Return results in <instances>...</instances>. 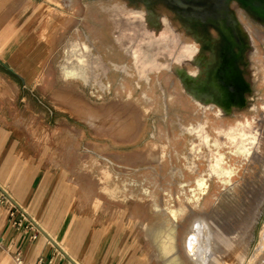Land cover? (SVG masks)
<instances>
[{"label": "rangeland", "instance_id": "obj_1", "mask_svg": "<svg viewBox=\"0 0 264 264\" xmlns=\"http://www.w3.org/2000/svg\"><path fill=\"white\" fill-rule=\"evenodd\" d=\"M87 1V9L79 15L75 10L81 6L78 0H34V7L30 6L23 14L20 13L22 10L12 14L13 19L7 25L10 28L0 30V72L5 76L3 85L14 97L12 109L4 110L3 116L20 124L26 123L25 129L34 135V141L28 142L27 148L48 151L49 154L45 155H50L53 165L64 169L68 182L81 184L84 203L81 208L85 214L99 212L131 222L133 239L146 264L156 262L150 245L142 237L140 221L148 214L153 215L156 205H159L165 222L169 224L176 220L182 233L191 214L190 208L196 211L207 209L228 187L235 188L240 194L245 184L253 185L257 189L253 197L247 196L249 212L239 224V235L234 239L230 229L222 230L216 226L217 243L206 248L204 264H256L264 242V171L253 155L255 150L264 155V25L244 13V19H250L259 31L258 35L252 34L251 44L245 39L248 45L242 50L241 58L248 53L247 63L244 66L238 62L239 77L232 76L239 90L234 92H239L237 99L241 104L227 107L220 104L225 109L222 122L249 119L252 125L262 129L261 140L257 149L252 145L245 154L236 152L229 143L221 144L222 165L228 172L218 174L208 170V159L210 148L216 150L213 137L220 117L212 108L193 103L178 80L176 86H171L167 81V75L172 73L169 69L151 73L148 81L115 68L108 69L106 75L101 74L99 81L72 79L78 84H69L59 77L57 61L60 51L54 46L56 37L58 33L68 32L74 21L79 25V33L85 20L95 24V32L100 36L96 43L107 61L110 58L127 59L114 43L111 20L102 4L122 2L164 13L183 40H194L179 13L165 0ZM28 14L32 16L29 21L26 19ZM183 16L190 19L185 14ZM190 20V24L199 23ZM204 27L218 42H224L213 26ZM198 46L202 47L201 42ZM52 48L54 52L50 59ZM234 49L237 51L236 47ZM226 55L227 59L231 56ZM186 66L189 70L198 69L192 63H186ZM214 82L221 87L229 85L220 77ZM209 88L205 87L204 93ZM211 88L217 90L215 85ZM116 90L120 92L117 94ZM128 90L132 91L130 104L124 102ZM63 91H69L71 95ZM109 107L123 114L134 108L139 118L137 130L128 135L123 133L122 116L116 111H107ZM197 121H205L210 142L209 146H202V155L195 157L197 169H192L187 150L194 135L188 127ZM149 151L156 152L157 158L148 157ZM96 154L106 158H98ZM131 154H141L142 157L134 159ZM106 164L112 172L110 182L121 184L124 194L121 191L113 197L93 182ZM199 175L205 178L201 187L195 180ZM141 201L144 208L138 210L136 205Z\"/></svg>", "mask_w": 264, "mask_h": 264}, {"label": "bare ground", "instance_id": "obj_2", "mask_svg": "<svg viewBox=\"0 0 264 264\" xmlns=\"http://www.w3.org/2000/svg\"><path fill=\"white\" fill-rule=\"evenodd\" d=\"M78 1L81 2V6L79 5L75 10L80 15L87 9L88 1ZM230 5L231 23L248 43L252 42V34L258 35V28L252 25L250 19H244V7L239 1L231 0ZM102 9L111 20L114 43L125 53L127 59L110 58L107 61L98 46L99 44L96 43V39H100V36L95 32V24L85 20L82 32L79 33L77 32L79 25L74 21L68 28V32L58 33L56 37L59 48L57 51H60L57 70L62 80L68 81L69 84H78L72 79L97 81L101 74L106 75L108 69L115 68L126 73H134L137 77L148 81L151 73L167 68L172 72L167 75V81L171 86L175 85L178 80L193 103L212 108L215 114L220 117V124L215 127V136L213 137V145L216 150L212 151L210 148L209 159L207 158L210 172L218 174L228 172L222 165V154L219 152V146L223 143H229L238 153H247L252 145H255L257 149L261 140L259 137V134H262L261 128L252 125L249 119L236 120L227 124L222 122V114L225 109L220 104L227 107L230 104L241 103L235 100L232 87L235 82L223 67V59L219 53L221 48L216 44V37L212 33L201 30L198 25L190 24L192 21L189 18L179 14L185 27L194 38L193 42H187L181 38L178 30L164 13L155 12L149 8L143 9L139 5L129 6L122 2L102 4ZM251 18L264 25L263 20ZM198 42H201L202 47L198 46ZM247 54L240 61L244 66L248 60ZM186 63H192L198 69L189 70ZM206 77L207 79H205ZM218 77L229 85L221 87L220 84L214 82ZM207 83L212 86L208 85L210 88L204 93L205 87H208ZM88 84L90 83L88 82ZM121 84L124 86V82ZM213 85L217 87V90L211 88ZM118 92L120 91L116 90L117 94ZM131 92V90L127 91L124 98L125 103L130 104ZM62 93L71 95L69 91ZM144 96H147L146 92H144ZM107 111L114 112L116 109L109 107ZM117 114L122 116L123 133L128 135L137 130L139 118L134 108L125 114L121 111H118ZM188 129L193 132L194 139L191 140L189 148L187 147V155L191 159L190 168L195 169L197 167L195 157L202 155V146H209L210 133L205 126V121L193 122ZM146 155L150 158H157V153L153 151H149ZM253 155L260 161L264 171V155L258 150H255ZM130 156L134 159L142 157L141 154H131ZM96 157L106 158L100 154H96ZM111 179L112 172L109 164H106L93 182L108 191L113 197H116L121 191L124 194V187L116 181L111 183ZM204 179L202 175H199L195 179L196 185L201 187L204 184ZM256 189L251 184H245L239 194L235 188L228 187L209 208L201 211L190 208L191 214L182 233L177 228L176 220L170 221L169 224L165 222L162 213L159 212V205H156L155 213L144 217L140 221L139 227L142 237L150 245L155 264H204L206 248H212L217 243L215 241L217 240L216 233H214L216 226L222 230L230 229L234 234V239L239 235V224L249 212L247 196L253 197ZM143 206V201L136 205L138 210H143ZM171 212L175 216V211ZM256 264H264V242L262 254Z\"/></svg>", "mask_w": 264, "mask_h": 264}, {"label": "crops", "instance_id": "obj_3", "mask_svg": "<svg viewBox=\"0 0 264 264\" xmlns=\"http://www.w3.org/2000/svg\"><path fill=\"white\" fill-rule=\"evenodd\" d=\"M30 6L34 0H0V30ZM4 78L0 72V264H18L17 253L21 264H146L129 220L85 214L81 184L69 183L48 151L27 148V124L2 114L14 98Z\"/></svg>", "mask_w": 264, "mask_h": 264}, {"label": "water", "instance_id": "obj_4", "mask_svg": "<svg viewBox=\"0 0 264 264\" xmlns=\"http://www.w3.org/2000/svg\"><path fill=\"white\" fill-rule=\"evenodd\" d=\"M179 14L187 15L199 23L201 30L207 31L204 25L213 26L224 42H218L221 48L219 51L223 59V67L229 75L239 71L238 62L241 61V52L248 45L245 38L235 29L230 20L231 0H165ZM244 7V12L250 17L264 21V0H237ZM217 40V39H216ZM234 47L237 48L235 51ZM226 53L231 56L227 59ZM233 70V73H229ZM233 85V84H232ZM237 92H234L236 95ZM77 264V263H75Z\"/></svg>", "mask_w": 264, "mask_h": 264}, {"label": "flooded vegetation", "instance_id": "obj_5", "mask_svg": "<svg viewBox=\"0 0 264 264\" xmlns=\"http://www.w3.org/2000/svg\"><path fill=\"white\" fill-rule=\"evenodd\" d=\"M235 76H237V77H239V71L236 73V74H234ZM233 76V75H232ZM233 78V80H234V82H235V85L233 84L232 85V87H233V91H239V90H237L238 88V85L236 84V81H235V79H234V77H232ZM238 93L239 92H237V94L234 96L235 97V100L237 101V102H239V100L237 99V95H238Z\"/></svg>", "mask_w": 264, "mask_h": 264}, {"label": "built area", "instance_id": "obj_6", "mask_svg": "<svg viewBox=\"0 0 264 264\" xmlns=\"http://www.w3.org/2000/svg\"><path fill=\"white\" fill-rule=\"evenodd\" d=\"M15 260L17 261L18 264L22 263L21 258H20L18 253H17L16 257H15ZM34 264H42L41 259H38Z\"/></svg>", "mask_w": 264, "mask_h": 264}]
</instances>
